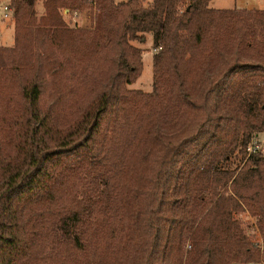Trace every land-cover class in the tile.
<instances>
[{"label": "trees", "instance_id": "trees-1", "mask_svg": "<svg viewBox=\"0 0 264 264\" xmlns=\"http://www.w3.org/2000/svg\"><path fill=\"white\" fill-rule=\"evenodd\" d=\"M210 1L41 0L39 17L38 0L8 1L0 264L260 260L264 154L246 148L264 132V8ZM146 33L149 92L128 87Z\"/></svg>", "mask_w": 264, "mask_h": 264}, {"label": "rangeland", "instance_id": "rangeland-1", "mask_svg": "<svg viewBox=\"0 0 264 264\" xmlns=\"http://www.w3.org/2000/svg\"><path fill=\"white\" fill-rule=\"evenodd\" d=\"M7 0H0L1 3H6ZM9 1V0H8ZM120 1V0H116ZM150 0H142L144 4L148 3ZM8 4V3H7ZM209 7L216 8V9H228V8H264V0H211L209 2ZM41 8L42 3L41 0H38L36 4V12L37 17L41 15ZM12 11L9 13V17L6 19H0V45H5L7 47H12L14 44V20L11 16ZM61 13L64 16L65 22L70 27H89L92 24V14L89 13L88 10L83 12L82 14L75 15V14H68L66 10H62ZM28 37V36H27ZM25 38L19 47V53H22L21 50L24 47ZM41 37V36H40ZM35 42L33 41V50L34 52L38 51L40 48L41 40L38 42L37 38L35 37ZM152 42L153 37L151 33H146L145 39L143 41H134V44L142 49V62H143V69L140 76L137 80L129 84L128 87L132 89H140L144 92H149L152 88V76H153V49H152ZM11 57H5V60L9 61ZM260 145V151L264 154V132H260L257 135L256 139ZM242 218L251 230H253L254 237L256 241H261L260 235L257 233L256 229L254 228V218L247 215V213H243ZM251 232V231H250ZM264 261V254L260 256V260L258 262ZM256 262H253L254 264Z\"/></svg>", "mask_w": 264, "mask_h": 264}, {"label": "built area", "instance_id": "built-area-1", "mask_svg": "<svg viewBox=\"0 0 264 264\" xmlns=\"http://www.w3.org/2000/svg\"><path fill=\"white\" fill-rule=\"evenodd\" d=\"M11 12V9L7 3H1L0 4V19H6L9 17V13ZM260 145L256 140H251V142L248 144L246 150L249 153L255 152L257 149H259ZM254 264H264V261L257 262Z\"/></svg>", "mask_w": 264, "mask_h": 264}, {"label": "crops", "instance_id": "crops-1", "mask_svg": "<svg viewBox=\"0 0 264 264\" xmlns=\"http://www.w3.org/2000/svg\"><path fill=\"white\" fill-rule=\"evenodd\" d=\"M6 3H8V0L6 1Z\"/></svg>", "mask_w": 264, "mask_h": 264}]
</instances>
